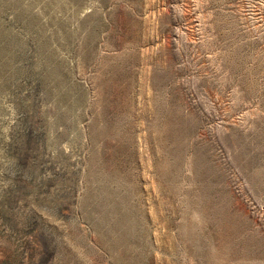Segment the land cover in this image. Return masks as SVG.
Instances as JSON below:
<instances>
[{
  "label": "rangeland",
  "instance_id": "rangeland-1",
  "mask_svg": "<svg viewBox=\"0 0 264 264\" xmlns=\"http://www.w3.org/2000/svg\"><path fill=\"white\" fill-rule=\"evenodd\" d=\"M0 264H264V0H0Z\"/></svg>",
  "mask_w": 264,
  "mask_h": 264
}]
</instances>
